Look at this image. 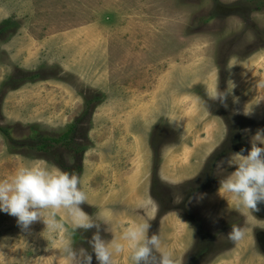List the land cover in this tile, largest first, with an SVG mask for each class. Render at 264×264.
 I'll return each instance as SVG.
<instances>
[{"label":"rangeland","instance_id":"obj_1","mask_svg":"<svg viewBox=\"0 0 264 264\" xmlns=\"http://www.w3.org/2000/svg\"><path fill=\"white\" fill-rule=\"evenodd\" d=\"M260 36L264 0H0V125L16 141L0 133V180L37 163L76 174L88 197L82 210L109 221L101 225L102 239L125 243L113 264H131L125 228L148 222V236L154 234L153 129L176 135L173 144L160 145V172L179 181L192 176L190 160L206 158L221 136L209 93L221 78L218 53L231 42L230 88L250 95L256 117L264 111ZM70 127L84 145L78 173L71 172L72 153L58 146L44 152L32 142ZM196 201L208 230L239 208L218 190ZM240 209L245 238L207 264H264L254 238L264 220ZM57 219L64 231L49 232L42 222L23 231L0 211V264H71L63 248L75 231L62 211ZM187 224L176 212L160 223L161 247L176 246L178 259L180 242L192 237Z\"/></svg>","mask_w":264,"mask_h":264},{"label":"clouds","instance_id":"obj_2","mask_svg":"<svg viewBox=\"0 0 264 264\" xmlns=\"http://www.w3.org/2000/svg\"><path fill=\"white\" fill-rule=\"evenodd\" d=\"M234 87V85H233ZM232 87V88H233ZM231 90L218 89L209 93V99L225 101ZM247 114V113H245ZM264 129H258L252 137L250 149H241L232 159H222L218 167L225 164L235 170L219 181V193H230L239 208L250 212L260 211L258 205L264 204ZM247 154H243L244 152ZM81 180L76 174L59 169L50 170L43 163L19 168L10 179L0 180V211L16 218L23 231H29L32 224L42 222L49 232L64 231V223L57 219L61 211L71 219L72 228L96 232L88 241L98 264H113V253L125 251V243L115 240L106 242L100 235L101 225H109L107 217L97 213L95 217L86 214L80 205L87 203V194L80 187ZM204 194H198L202 199ZM151 225L148 222L133 224L125 228L122 241L130 251L131 264H176L173 254L161 250L159 234L148 236ZM105 231H111L110 227ZM246 229L232 225L227 239L234 244L245 238ZM64 252L71 264H92V255L87 250L74 249L65 243Z\"/></svg>","mask_w":264,"mask_h":264},{"label":"flooded vegetation","instance_id":"obj_3","mask_svg":"<svg viewBox=\"0 0 264 264\" xmlns=\"http://www.w3.org/2000/svg\"><path fill=\"white\" fill-rule=\"evenodd\" d=\"M259 38L263 39H260L258 43L264 45V36H260ZM232 47L233 42L222 52H219L217 56V64L219 65L221 76L218 89L221 92L227 89L231 90L230 82L233 80L231 77L233 69H230V58L228 56L231 55L230 51L233 50ZM252 49H254V47L251 46L245 53H249ZM243 100L244 106H242ZM225 103L227 105L226 107L219 101L211 100L210 107L213 109V113L211 114H213L216 120L222 125V127L220 126L222 129L220 132V139L216 143L214 149L208 153L206 158L202 159L200 157L198 160V157H196L190 160L192 164L188 166L192 169L194 168L195 173L192 176H187V178L183 180L179 181L167 178L160 172V163L162 161L159 153L160 145H167L166 143L173 144L176 137L175 133L166 129H153L156 140H152V144L156 145V151L154 149L155 170L151 178L152 185L149 195L152 197L155 205L153 212L154 234L157 232L159 234L162 219L172 212L179 213L181 217L184 218L186 223L189 224L190 234H192V237L186 235L187 238L185 237V239L180 242L181 246H185L184 248L180 247L178 251V255H182L181 259L176 257V246H173L171 250L167 247H161L162 251H170L173 254L176 264H207L221 253L229 251L232 249L233 243L227 239V233L231 230L232 225L240 226L243 222L242 213H244V210L236 207L227 211L224 217L221 216L218 218V221H214V229L208 230L205 225L206 215L202 214L201 210L203 208L199 202L196 201V196L198 194L207 196L215 193L219 189V181L235 170L234 166L226 164L222 167H218V162L222 159H232L234 153L240 152L242 148L250 149L254 134H256L258 129H264V111L259 117H256V114L252 113L253 107H255L257 103L253 102L250 95L245 97L237 93L236 90L231 91ZM86 114H88V112ZM79 117L80 115L77 116V118ZM79 123V119H76L71 124L74 125ZM74 130L83 131L82 129ZM164 130L165 132H163ZM72 134L73 142L75 143L73 147L83 148L84 145L81 141L76 140L77 135L75 131ZM258 146L264 147V145L259 144ZM64 150L69 151L67 148H64ZM83 150L84 149H81L72 153L77 161V165L79 164L78 162H81ZM243 154H247V152L245 151ZM258 207L260 211H249V213L259 220H264V204H259ZM207 210L209 211V209ZM79 232L81 233L80 229L71 232V244H73V246L75 245L74 249L79 250L83 248L87 250V252L92 255V264H98L95 254L88 243L92 238L94 228L84 232L85 235L81 237H79ZM220 235H224L226 240H218ZM254 238L262 252V256H264V226L256 229ZM72 241L77 242L74 243Z\"/></svg>","mask_w":264,"mask_h":264},{"label":"trees","instance_id":"obj_4","mask_svg":"<svg viewBox=\"0 0 264 264\" xmlns=\"http://www.w3.org/2000/svg\"><path fill=\"white\" fill-rule=\"evenodd\" d=\"M9 128L10 127L8 126L0 125V133L5 136V138L10 144H14L16 141H14V139L11 138ZM72 133H73V130L70 127L67 131H65L64 133H60L58 135L44 134L42 136L40 135L35 136L34 138H32L33 139L32 142L34 143V146L36 149H41L44 152H50L49 150L52 148V146L54 147L58 146V148L62 150H64V148H67L69 149V151L67 152H70V153L77 152L81 149H84V146L83 148L73 147L75 143L73 142ZM71 168H72L71 170L72 173H78L81 170V167L79 164L76 166H72Z\"/></svg>","mask_w":264,"mask_h":264}]
</instances>
